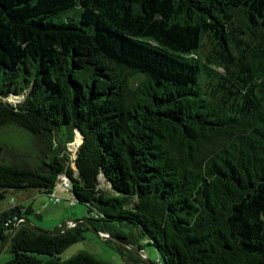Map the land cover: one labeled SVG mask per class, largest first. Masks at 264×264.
I'll use <instances>...</instances> for the list:
<instances>
[{
    "label": "trees",
    "instance_id": "1",
    "mask_svg": "<svg viewBox=\"0 0 264 264\" xmlns=\"http://www.w3.org/2000/svg\"><path fill=\"white\" fill-rule=\"evenodd\" d=\"M3 126L39 153L0 132V196L64 173L87 220L0 209V244L26 218L3 264H111L60 258L88 226L153 264H264V0H0Z\"/></svg>",
    "mask_w": 264,
    "mask_h": 264
},
{
    "label": "rangeland",
    "instance_id": "2",
    "mask_svg": "<svg viewBox=\"0 0 264 264\" xmlns=\"http://www.w3.org/2000/svg\"><path fill=\"white\" fill-rule=\"evenodd\" d=\"M209 45L210 41L208 38H205L203 49L207 48ZM19 98L20 96L17 97L12 95L8 99L15 101ZM0 132L8 140L13 142L16 141L18 146L25 147V158H36L35 154L39 153V145L38 141L34 137L27 135V133H25L23 130L13 126H3L0 128ZM76 146L77 143L73 145V149ZM73 152L74 150H71L72 155ZM99 181L102 187H107V184L103 179H99ZM23 192L24 189L8 188L4 195L0 196V209L3 207L1 204L7 202L11 197L14 198V202L22 201ZM58 194L60 195V200L58 202H55L51 197H48L44 194H37L36 198L25 199L24 202L31 203L35 209L41 205L42 199L45 200L44 206H46L44 210H42L44 206L40 207V210H42L41 214H36V212H28V219L41 229L48 230L59 226L62 222L67 223V225H71L68 219L82 217L86 214L85 204L75 200L71 201L68 198V191L66 193L58 192ZM121 227L126 231L134 232L133 227L129 228L126 224L121 225ZM81 233L82 237L66 246L63 251L59 253L60 258H67L76 253L78 250L89 251L96 256L109 261L111 264H137L134 260L138 255L142 257L147 256V258L153 260H155L157 256L156 251L148 244L144 246V250L147 255L143 251H140V254H138L134 250H128L116 240L105 237L104 235H101L102 233L99 234L91 226L84 228ZM1 245L2 244H0V264H3L10 258L11 253L8 245L3 247H1Z\"/></svg>",
    "mask_w": 264,
    "mask_h": 264
},
{
    "label": "built area",
    "instance_id": "3",
    "mask_svg": "<svg viewBox=\"0 0 264 264\" xmlns=\"http://www.w3.org/2000/svg\"><path fill=\"white\" fill-rule=\"evenodd\" d=\"M59 191H69V179H68L67 175L64 173H60L58 175V181L56 183V186H55L54 190L51 193H49V197H51L52 200H54L55 202H58L60 200V195L58 194ZM68 198L71 201H74V197H73L71 192H69ZM13 200H14V198L11 197L9 202L13 204ZM69 222L71 223V225L73 224L72 220H69ZM7 223H8V221H5V224H7Z\"/></svg>",
    "mask_w": 264,
    "mask_h": 264
},
{
    "label": "crops",
    "instance_id": "4",
    "mask_svg": "<svg viewBox=\"0 0 264 264\" xmlns=\"http://www.w3.org/2000/svg\"><path fill=\"white\" fill-rule=\"evenodd\" d=\"M60 193H66L67 191H59ZM37 194H44V195H47L46 193H44V192H41V191H39L38 189H36V188H33V189H24V192H23V198H22V201H15L14 202V200H13V203H21V204H23V205H27V204H29V203H26V202H24L25 201V199H28V198H36V196H37ZM48 196V195H47ZM67 196V195H66ZM49 197V196H48ZM42 198V197H41ZM9 200L10 199H8V201L7 202H5V203H2L1 205L3 206V207H6V206H9L11 203L9 202ZM32 205V204H31ZM45 205V200L44 199H42L41 200V205L39 206V207H37V209H35L34 207H33V205H32V207H33V209L35 210V211H39V214H41V212H42V210H44L45 209V207L46 206H44ZM41 206H44L43 208H42V210H40V207ZM2 207V208H3ZM68 220H71V219H68Z\"/></svg>",
    "mask_w": 264,
    "mask_h": 264
},
{
    "label": "water",
    "instance_id": "5",
    "mask_svg": "<svg viewBox=\"0 0 264 264\" xmlns=\"http://www.w3.org/2000/svg\"><path fill=\"white\" fill-rule=\"evenodd\" d=\"M77 130H78L79 133L81 134V140H82V133H81V131H80L79 129H77ZM72 165H73L74 168L77 167V165H76V163H75L74 161H72ZM20 219H26V218H25V217H19V218H17V219L14 221V224H13L12 228L10 229V231L8 232V234H7L6 238H5V240L3 241L1 247L4 246V244L6 243V241H7L8 237H9L11 231L15 228L17 222H18ZM71 220L73 221V224H75L77 221H84V222L87 221L83 216H82V217H77V218H74V219H71ZM33 224H34V223H33ZM34 225L37 226L36 224H34ZM68 226H70V225H68ZM100 234H101V233H100ZM101 235H104L105 237L107 236V234H105V233H102ZM108 237H110V238H112V239H114V240H116V241H118V242H121V243L123 242V240H121V239H119V238H116V237H114V236H108ZM123 243H125V242H123ZM128 246H130L132 249H134V250L136 251V248H134L133 246H131V245H128ZM143 260H144L147 264H153V262H152L149 258H147L146 256L143 257Z\"/></svg>",
    "mask_w": 264,
    "mask_h": 264
},
{
    "label": "bare ground",
    "instance_id": "6",
    "mask_svg": "<svg viewBox=\"0 0 264 264\" xmlns=\"http://www.w3.org/2000/svg\"><path fill=\"white\" fill-rule=\"evenodd\" d=\"M80 134V133H79ZM80 136H81V134H80Z\"/></svg>",
    "mask_w": 264,
    "mask_h": 264
}]
</instances>
